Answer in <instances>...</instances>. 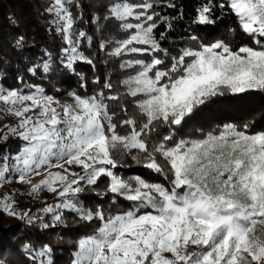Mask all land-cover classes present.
Masks as SVG:
<instances>
[{"label": "snow or ice", "instance_id": "1", "mask_svg": "<svg viewBox=\"0 0 264 264\" xmlns=\"http://www.w3.org/2000/svg\"><path fill=\"white\" fill-rule=\"evenodd\" d=\"M72 6L73 0H51L45 9L70 69L77 61L93 64L80 51L91 38L76 30ZM157 6V0H113L104 17L118 21L122 32L123 38L100 48L119 58L123 92H113L106 79L99 92H71V102H61L36 85L27 91L0 87V113L14 117L0 127V143L21 141L15 153L0 155V188L15 177L29 186L30 197L46 190L55 201L39 210L51 215V223L31 209L17 210L12 192L0 196V210L28 224L39 220L45 229L63 223L64 210L98 221L75 241L71 264H264V131L228 123L199 139H175V129L211 98L264 91V0H205L196 9L193 23L200 25L215 24V10L227 9L251 46L234 49L224 39L205 43L190 35L175 55L162 47L165 33L156 34L162 23L172 28ZM24 40L19 36L17 46ZM122 96L131 98L135 111L129 115L121 104L125 118L117 119L109 102ZM160 126L169 134L153 143L149 138ZM118 128L129 130L121 134ZM126 155L167 184L120 175L115 169ZM102 176L109 178L103 194L123 198L128 208L106 212L81 205L79 195ZM34 177L41 178L34 183ZM24 249L32 264H53L51 245L26 243Z\"/></svg>", "mask_w": 264, "mask_h": 264}, {"label": "trees", "instance_id": "2", "mask_svg": "<svg viewBox=\"0 0 264 264\" xmlns=\"http://www.w3.org/2000/svg\"><path fill=\"white\" fill-rule=\"evenodd\" d=\"M50 2L51 0H0V87L27 91L36 85L54 97L62 96L56 91L57 87H62L64 92L90 96L99 92L106 79H110L114 85L113 92H123L119 81L125 78V72L119 67V58L108 56L107 48L102 50L99 47L97 52L85 54L92 59V65L79 61L74 64V71L66 67L61 53L62 47L65 46L62 36L56 33L49 23L50 17L45 14ZM112 2L113 0H85L84 5L91 15L94 18L100 17L99 21L94 19L88 26L99 45L101 42L119 38L117 36L119 33L122 36L115 19H104ZM204 2L205 0H157L158 6L155 11L161 16L168 17L172 23L171 29H167L163 23L157 29V36L161 32L165 33V39L161 41L162 47L175 55L180 48L188 44L190 35L198 36L205 43L224 39L230 42L234 49L244 44L252 45V40L239 28L235 15L229 13L227 9L223 13L219 9L215 10L216 23L213 25L193 23L196 9ZM168 4H173L174 7H168ZM49 28L53 30L49 31ZM21 35L25 40L22 45L17 46V38ZM45 62L50 63L47 71L43 68ZM104 91L106 95L110 94L107 89ZM121 104L128 107L129 115L135 111L130 97L122 96L120 101H110V108L115 109L117 119L125 118L124 113L120 111ZM228 123L236 125L248 123L250 133L264 131V91H248L211 98L175 129V139L202 138L205 133L218 131ZM128 130L118 128L121 134ZM168 134L167 126H160L149 139L155 143ZM20 144L21 141L18 139L7 141L0 146V155L15 153ZM133 171L139 175L148 171L155 174L141 166H137ZM156 175L157 178L164 180L163 175ZM108 182L107 176L100 177L96 185L87 189L91 190L88 194L79 195L80 203L83 205L90 203L88 207L98 205L106 212L128 208L130 203L127 201L119 198L116 200L109 194H102L101 191H104ZM44 203L45 201L39 202L34 206L36 215H41L39 210ZM44 221L51 223V215L44 216L43 223ZM97 226L98 221H83L74 211L64 213L63 223L47 229L42 227L39 220L32 224L20 220L9 227L0 225V264H32L28 253L21 250L20 246L25 243L35 247L49 244L53 249L51 254L53 264H71L75 241L81 236L91 234Z\"/></svg>", "mask_w": 264, "mask_h": 264}, {"label": "rangeland", "instance_id": "3", "mask_svg": "<svg viewBox=\"0 0 264 264\" xmlns=\"http://www.w3.org/2000/svg\"><path fill=\"white\" fill-rule=\"evenodd\" d=\"M84 4H85V0H73L72 11H73L74 15L76 17H78L77 23L75 25L76 30L77 31L82 30V31L86 32L87 37L91 38V42L90 43H89L88 39L85 38L83 40V42L81 43V45H80V51L83 52V54L85 55L86 53H89V52H97V50L100 47V45L98 44L96 39L91 34V30L88 28V26H90L93 23L94 17H93V15H91L90 11L86 8V6ZM45 14L48 17H50V19L52 18L49 13L45 12ZM108 15H109V13L107 14V16ZM114 21L116 22V20H114ZM120 35H121V33H119L117 35L119 38H115V39H121L120 37H122V36H120ZM107 50L109 52L111 49L107 48ZM77 62H79V61H77ZM77 62H75L74 64H76ZM47 63L50 66V63L49 62H47ZM74 64L72 65V68H71L72 71H74ZM56 91H57L58 94L62 95L61 97H56L61 102H71L72 97L69 95L70 92H66V91L64 92L62 87H57ZM197 110H198V108L195 109L193 113H195V111H197ZM12 122H14V117H12L10 115H7V114L0 113V127H3L5 124H9V123H12ZM193 139H199V138H193ZM8 141L9 142L13 141V138H9ZM4 143H6V142H4ZM4 143H0V146H2ZM120 164H121V166L118 167L117 169H115V171L118 172L123 177L127 178V177H130V176L139 175V174L135 173V171H133L134 168H137L138 165H136L132 161L131 156H127V155L123 156L120 159ZM74 170L79 171L78 168H75ZM156 174L157 173H155L153 175L152 172L148 171L145 174H142L140 176H142L146 180H149L150 182L167 184V181H166L165 177H164V180L161 179V178H160L161 179L160 180L159 178L156 177L157 176ZM40 178L41 177H34L33 178V182L34 183L37 182ZM107 186H108V184L105 185L104 191H101V192L105 193L106 190H107ZM28 188H29L28 185L16 183L15 182V177H13L11 183L5 184V186L3 188H0V196H2L4 193H7V192L14 193L15 194V199L17 201V205H16L17 210L31 209L33 215L37 214L34 211L35 208H36V207L34 208V206H36L39 202L41 203V202H44L46 200H51V201H53L52 203L55 202L54 201V194L49 193L46 190L41 191L35 197H30L29 195H27ZM90 191L91 190H89V191L86 190L85 192H83V194H88V192H90ZM107 194H109L112 198L114 197V194H112V193H107ZM114 198L116 200H117V198L124 200L123 198H120V197H114ZM125 202H126V200H125ZM128 203H130V202H128ZM81 205L83 207L89 208V209H94L96 207H100L98 205H93L91 207H88L90 205V203H88L87 205H83V204H81ZM69 211H71V210H64V213H68ZM41 215H43V214L41 213ZM37 216H40V215H37ZM44 216H48V215H43V217ZM18 221H20V219L13 218V217L5 214L2 210H0V225L2 227H9L11 224H15ZM22 221H24V220H22ZM44 223H46V222L44 221ZM98 224H99V222H98ZM24 245H22L20 247H21V250L23 252H26L25 249H24ZM36 248H39V247H36Z\"/></svg>", "mask_w": 264, "mask_h": 264}]
</instances>
